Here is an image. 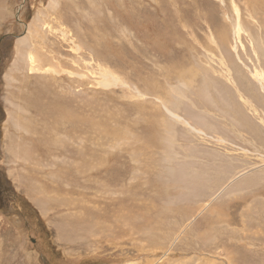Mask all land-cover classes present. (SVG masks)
Returning a JSON list of instances; mask_svg holds the SVG:
<instances>
[{
	"label": "rangeland",
	"instance_id": "rangeland-1",
	"mask_svg": "<svg viewBox=\"0 0 264 264\" xmlns=\"http://www.w3.org/2000/svg\"><path fill=\"white\" fill-rule=\"evenodd\" d=\"M254 2L0 0V264H264Z\"/></svg>",
	"mask_w": 264,
	"mask_h": 264
},
{
	"label": "bare ground",
	"instance_id": "bare-ground-1",
	"mask_svg": "<svg viewBox=\"0 0 264 264\" xmlns=\"http://www.w3.org/2000/svg\"><path fill=\"white\" fill-rule=\"evenodd\" d=\"M253 2V1H252ZM255 3V5H258V6H261V8H263L264 7V3L263 2H260V1H258L257 0V2H254ZM236 26H238V28L236 29V33H237V37H238V40L239 41H241V39H242V31H243V24H242V18H241V16L240 15H238L237 16V19H236ZM216 31V30H215ZM41 32V31H40ZM32 34H33V32H32ZM31 34V35H32ZM41 34V33H40ZM34 35H32V37H33ZM38 37V36H37ZM217 37H218V42H217V46L216 47H214V46H212V50H214L215 52H218V49L219 48H221V47H224L225 45H227V43H228V38H227V36H226V28H225V26H221L218 30H217ZM241 44H242V46H243V43L241 42ZM237 49V48H236ZM220 50V49H219ZM238 52V51H237ZM220 54L222 55L221 56V60H220V63H221V66H222V70H221V73H223L224 74V76L225 75H227V76H229V80H230V83H233L234 82V84L236 83L237 85H236V89H235V92L237 93V92H240V89H242V90H244L248 95H249V99L248 100H250V98L252 99V100H254L255 98H256V95L253 93V92H251L250 91V89H248L247 88V86H249V84L246 82L245 83V86L243 85V83H241L244 79H247L246 77H244L241 73H239L240 72V70H239V66L236 64V63H234V62H229L228 61V59L226 58V56L224 55V53L221 51L220 52ZM238 54H240L239 52H238ZM238 56H240V55H238ZM28 59H29V61H30V64H31V60L33 59V57H32V54H30L29 56H28ZM32 69V68H31ZM258 76H260V78H264V75L260 72V71H258ZM232 90V89H231ZM250 92V93H249ZM239 94H241V93H239ZM245 100V99H244ZM251 100V101H252ZM247 101V100H246ZM249 104V103H248ZM253 104V103H252ZM238 176H239V174H238ZM241 176V175H240ZM234 177V176H233ZM235 178V177H234ZM231 182V181H230ZM235 182V181H234ZM233 182V183H234ZM229 184V183H228ZM226 185V184H225ZM224 185V186H225ZM226 188H227V186H225ZM224 187V188H225ZM221 188H222V186H221ZM213 200V199H212ZM205 208H206V206H205Z\"/></svg>",
	"mask_w": 264,
	"mask_h": 264
}]
</instances>
